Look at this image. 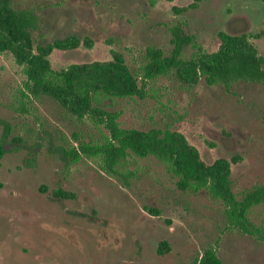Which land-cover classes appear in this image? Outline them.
<instances>
[{
    "label": "rangeland",
    "instance_id": "obj_1",
    "mask_svg": "<svg viewBox=\"0 0 264 264\" xmlns=\"http://www.w3.org/2000/svg\"><path fill=\"white\" fill-rule=\"evenodd\" d=\"M13 0L38 18L35 44L75 34L92 47L55 49L60 69L108 60L112 49L144 86L142 95L100 96L121 112L124 127L172 128L183 132L202 158L238 156L231 181L239 199L264 185V80L194 83L174 71L149 78L148 47L170 54L172 28L196 35L204 50L220 45L218 33L260 32L252 37L264 55V0ZM198 48L189 44L183 57ZM109 130L80 118L49 95H35L26 66L0 50V264H194L213 248L224 264H264V202L248 211V229L231 221L226 204L206 188L183 190L179 176L154 155L130 153L114 170L100 155L66 150L103 144ZM59 188L72 194H55ZM151 208L159 213L152 212ZM170 250L159 253L160 241Z\"/></svg>",
    "mask_w": 264,
    "mask_h": 264
},
{
    "label": "trees",
    "instance_id": "obj_2",
    "mask_svg": "<svg viewBox=\"0 0 264 264\" xmlns=\"http://www.w3.org/2000/svg\"><path fill=\"white\" fill-rule=\"evenodd\" d=\"M202 0H194L188 6H174L177 12L197 7ZM37 14L30 9H18L13 0H0V50L11 51L16 61L26 66L28 82L35 95H49L63 107L80 118L90 117L97 124H104L109 130L108 140L103 144L83 143L66 150L71 161H77L82 153L100 155L106 166H115L128 154L140 157L154 155L168 164L171 171L179 176L178 186L187 190L206 188L226 204L231 221L240 223L245 229L252 224L248 218L249 209L264 202V185L256 187L239 199L234 191L231 174L232 164L239 161L219 157L207 163L199 149L178 129L151 128L148 130L124 127L119 122L120 111L108 110L100 102V96L125 98L142 95L144 86L139 76L126 62L124 54L112 49V58L90 62L72 63L55 69L50 55L55 49H73L81 44L92 47L91 38L72 34L47 43L35 44L33 29ZM173 48L166 54L161 48L148 47L149 61L145 75L149 78L174 71L184 82L194 84L204 77L209 84L234 79L250 78L264 80V55L259 54L252 37L262 36L260 32L229 33L220 31V45L214 51H206L198 43L196 35L188 34L180 25L172 28ZM198 48V52L186 59L183 50L187 45ZM5 148L0 144V158ZM55 194L71 197L72 194L59 188ZM152 212L159 213L151 208ZM170 250L167 240L160 241L159 253ZM194 264H224L217 251L208 248Z\"/></svg>",
    "mask_w": 264,
    "mask_h": 264
}]
</instances>
